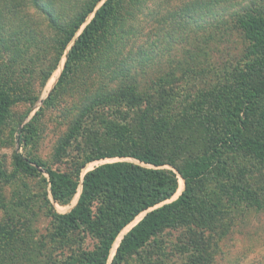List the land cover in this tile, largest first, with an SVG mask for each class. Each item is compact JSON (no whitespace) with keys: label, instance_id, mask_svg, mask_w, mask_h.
I'll use <instances>...</instances> for the list:
<instances>
[{"label":"trees","instance_id":"16d2710c","mask_svg":"<svg viewBox=\"0 0 264 264\" xmlns=\"http://www.w3.org/2000/svg\"><path fill=\"white\" fill-rule=\"evenodd\" d=\"M145 1L149 0H105L97 7L102 0H83L65 15L52 7L53 0H27L44 17L51 33V43H46V38L43 43L54 57L47 59L48 51L42 57L50 64L37 73L40 87L45 86L62 57H66L57 85L42 104L52 105L55 95H60L72 81L75 68L85 64L86 76L97 74L98 79L106 77L111 83L121 79L122 85L111 87L93 81L98 89L86 100L81 114L110 107H117V111L128 107L132 113L125 116L127 122L120 130L109 129L91 136L89 157L75 164L72 173L45 168L48 179H44V201L55 235L60 239L82 235V249L85 233L97 240L92 251L79 248L75 253L62 255L63 259L47 258L45 264H108L116 239L145 213L123 235L110 264H122L168 227L189 226L213 233L223 222L228 224L231 206L235 204L264 209L248 181L255 169L264 166V0H232L238 6L231 17L233 27L247 43L244 64L225 70L218 81L184 100L173 95V86L166 81L153 82L150 90L144 92L136 84L123 85L122 81L130 78L129 70L118 64L119 51L114 47L118 34L114 30L122 27L126 17H133V6ZM220 1L227 0L193 4L185 14L192 18L194 11L209 10L208 6ZM21 41L16 34H0V129L14 106H33L38 101L31 92L35 71L28 64L35 65L39 58L32 54L24 62L26 52L18 49ZM31 41L25 40L21 45L27 52ZM40 45L41 41L39 53ZM187 73H192V69L183 70V75ZM86 76L82 77L85 85ZM167 84L170 85L166 87ZM32 128L33 124L28 123L20 131V145L32 139ZM105 160L115 162L99 165L82 177V170L90 162ZM12 161L14 169L10 173L0 163L1 186L19 174L42 176L39 168L45 165L41 161L19 152L14 153ZM164 166L176 173L163 169ZM179 178L184 189L171 201L178 191ZM80 186L76 205L68 213L58 214L49 195L53 202L66 206ZM19 225L12 221L0 228V257L5 259L8 251V257L18 255L11 245L18 236Z\"/></svg>","mask_w":264,"mask_h":264},{"label":"rangeland","instance_id":"374dc122","mask_svg":"<svg viewBox=\"0 0 264 264\" xmlns=\"http://www.w3.org/2000/svg\"><path fill=\"white\" fill-rule=\"evenodd\" d=\"M82 1L53 0L52 7L69 15ZM209 1L212 0H149L133 6V17H126L122 27L116 26L114 30L118 34L114 41V47L119 51L118 64L129 70L130 78L124 79L123 85L136 84L138 90L144 92L150 90L153 82L166 81L173 86V95L184 100L187 95L191 97L218 81L225 70L242 66L247 43L231 21L238 8L235 1H220L218 5L208 6L209 10L194 11L192 18L185 14L189 6ZM0 8V34H16L22 39L18 49L26 52L22 58L24 62L28 61L26 56L32 54L39 58L34 59L35 65L28 64V68L35 71L31 92L38 101L33 106L21 103L11 109L9 119L0 129V163L8 173L12 172L13 155L19 152L45 165L39 168L42 176L19 174L9 184L0 185V198L3 199L0 204V228L9 226L12 221L20 224L18 236L11 245L13 253L18 255L8 257V251L5 259H0L2 264H45L47 258L63 259L62 255L75 253L79 248L92 251L97 244L95 237L89 233L84 234L83 249L79 245L82 235L72 234L67 239L55 235L49 208L44 201L47 189L44 179H48L45 168L72 173L75 164L89 157V138L109 129L120 130L127 122L125 116L132 113L128 107H119L118 111L117 107H110L81 114L86 100L94 96L98 89V84L93 85V81L110 84L111 87L122 85L121 79L111 83L106 77L99 76L98 79L97 74L91 78L86 76L88 68L85 64L75 68L72 81L60 95H55L53 104L44 106L42 101L53 92L60 78L65 55L45 86L40 87L37 73L41 67L50 64L42 57L47 51V59L54 57L43 43L44 38L46 43H51V33L44 17L27 0H0ZM28 39L33 41L27 52L21 45ZM102 47L100 45L99 50ZM188 68L192 69V73L183 75V70ZM84 76L87 85L82 80ZM52 78L54 82L50 84ZM28 123L33 124L34 135L28 143L20 145V131ZM73 129L74 135L69 142ZM61 147L65 150L62 151ZM106 162L108 160L90 162L82 170V176ZM162 168L174 171L169 166ZM248 181L264 206V166L255 169ZM76 196L66 206L53 202L50 195L49 200L58 214H66L77 203ZM231 207L228 224L223 222L217 231L211 233L189 226L168 227L122 264H264V209L259 211L243 203ZM141 217L124 229L121 237ZM115 250L112 247L108 264Z\"/></svg>","mask_w":264,"mask_h":264},{"label":"bare ground","instance_id":"6f19581e","mask_svg":"<svg viewBox=\"0 0 264 264\" xmlns=\"http://www.w3.org/2000/svg\"><path fill=\"white\" fill-rule=\"evenodd\" d=\"M54 81H53V78L50 80V84L51 83H53ZM181 180V179H180ZM180 185H179V188H178V191H177V193H176V195L174 196V198L177 196H179L181 193V191H182V187H183V181L181 180V182L179 183ZM80 189V188H79ZM180 193V194H179ZM179 194V195H178ZM76 200H78V195L76 196ZM120 237H121V235H120ZM120 237L116 240V242L114 243V246H113V250H115V248L117 247L116 245H118V243H119V241H120Z\"/></svg>","mask_w":264,"mask_h":264},{"label":"water","instance_id":"95a60500","mask_svg":"<svg viewBox=\"0 0 264 264\" xmlns=\"http://www.w3.org/2000/svg\"><path fill=\"white\" fill-rule=\"evenodd\" d=\"M102 3H103V2H102ZM92 16H93V15H92ZM88 22H89V21H88ZM65 60H66V57H65ZM124 160H126V159H124ZM109 162H115V160H108V162H106V163H109ZM174 171H175V170H174ZM175 173H176V171H175ZM82 177H83V176H82ZM180 179H181V178H180ZM181 180H182V179H181ZM182 181H183V180H182ZM183 185H184V182H183ZM183 187H184V186H183ZM81 188H82V186H80L79 192H77L78 198H79V195H80V193H81ZM179 196H180V195H179ZM177 198H178V197H176V199H177ZM173 199H174V197H173ZM173 199H172L171 201H173ZM176 199H174V200H176ZM75 205H76V204H75ZM72 208H73V207H72ZM145 214H146V213H145ZM145 214H142L141 216L143 217ZM139 217H140V216H139ZM142 217H141V219H142ZM141 219H140V220H141ZM140 220H139V221H140ZM139 221H138V222H139ZM133 223H134V222H133ZM135 224H137V223H135ZM135 224H134V225H135ZM134 225H133V226H134ZM133 226H132V227H133ZM132 227H131V228H132ZM128 231H129V230H128ZM128 231H127V232H128ZM127 232H126V233H127ZM126 233H125V234H126ZM121 234H122V233H121ZM121 234H120V235H121ZM120 235H119V237H120ZM119 237H118V238H119ZM122 237H123V236H122ZM122 237H121V239H122ZM118 238H117V239H118ZM117 239H116V240H117ZM121 239H120V240H121ZM115 242H116V241H115ZM119 242H120V241H119ZM113 245H114V244H113ZM117 247H118V246H117ZM116 249H117V248H116ZM115 251H116V250H115Z\"/></svg>","mask_w":264,"mask_h":264}]
</instances>
